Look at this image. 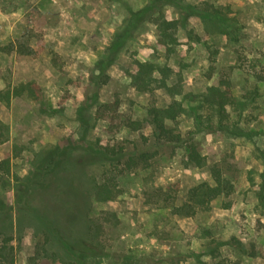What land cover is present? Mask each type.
<instances>
[{
  "label": "rangeland",
  "instance_id": "374dc122",
  "mask_svg": "<svg viewBox=\"0 0 264 264\" xmlns=\"http://www.w3.org/2000/svg\"><path fill=\"white\" fill-rule=\"evenodd\" d=\"M146 1L0 0V93L29 81L39 87L35 98L22 93L11 95L8 104L0 100V133L6 138L0 143V199L10 208L11 220V225L9 220L0 224V248L10 252L13 264H70L57 241L44 243L46 223L36 215L42 209L56 220L67 215L66 185L55 183L62 174L90 201L93 231L85 238L103 252L84 264H264V0H174L154 17L179 23L174 45L160 39L151 18L98 76L96 62L128 10ZM204 2L213 6L216 19L189 16L185 10L186 5L201 9ZM137 62L180 73L179 98L229 87L236 101L227 107L226 122L237 123L244 136L214 128L195 132L192 121L180 117L175 134L182 136V145L192 136L202 160L200 166L188 164L182 147L158 142L143 122L147 108H165L171 99L156 84L151 93L132 86ZM93 94L98 104L116 102L118 112L141 121V127H109L94 116L97 104L81 125L77 110ZM94 143L117 144L130 156L147 158L128 168L95 161L73 175L75 159ZM56 144L70 149L53 173L50 194L38 191L32 213L24 211L17 204L19 180L37 156ZM217 172L229 194L195 209L192 217L175 215L190 189L213 186ZM78 232L74 229L68 239L75 240Z\"/></svg>",
  "mask_w": 264,
  "mask_h": 264
},
{
  "label": "trees",
  "instance_id": "16d2710c",
  "mask_svg": "<svg viewBox=\"0 0 264 264\" xmlns=\"http://www.w3.org/2000/svg\"><path fill=\"white\" fill-rule=\"evenodd\" d=\"M174 0H147L146 3L139 9H129L124 25L121 29L114 33L105 53L96 62V67L100 71L98 76L105 75L106 69L113 63L114 57L118 54L121 47L127 41L132 39L134 33L139 29L143 23L155 17L156 13H160L158 9ZM213 6L207 2L202 4V8L194 5H186L185 10L189 16H198L202 19H216L214 11H211ZM216 11V10H215ZM187 14L183 15L182 22L187 19ZM160 39L167 45H174L176 42L175 32L178 30L179 23L176 20H167L165 18H154ZM136 72L132 75V86L139 92L151 93L156 84L158 88H164L168 93L171 101L165 108L149 107L146 109L145 118L143 122L149 124L152 129V134L158 142L173 143L175 146L179 145L184 151V155L188 164L195 166L201 165V156L199 155L196 145L191 138H188L182 145L183 139L179 133L175 134L177 122L180 117H188L193 124V131L200 132L210 130L212 128L226 134L235 136H244L238 124H228L227 107L235 106V98L233 97L229 87H209L206 92L200 94H182L181 82L182 75L175 73V71L167 66L155 65L149 62H137ZM172 76H174L172 79ZM97 77V76H96ZM39 87L33 82L29 81L25 84L16 86L8 90L6 93H0V100L8 104L9 97L18 96L22 93H27L35 98ZM178 96V98H177ZM95 104L97 108L94 110V116L105 119L109 123V127L127 128L129 130H138L142 122L132 120L129 117L123 116L118 112L116 102L111 103H97V94H93L90 98V103L80 106L77 110V121L85 126V113L91 109ZM214 125V126H213ZM3 127L0 124V129ZM191 132V131H190ZM189 132V134H190ZM0 133V143L6 141L2 138ZM70 147L60 146L56 144L52 150L47 151L42 156H37L33 167L29 174L19 180L17 188L21 189L17 194V204L21 205V209L32 213L31 202L38 191L47 197L54 185L56 177L53 173L60 170L64 160L67 156V151ZM84 154L75 159L76 171L73 175H80L84 166L89 165L95 161H101L108 165H129L137 164L139 161L146 160L147 156L144 153H137V155L130 156V152L125 150L123 146L117 144L107 145L94 143L93 146H88L83 149ZM261 158L264 161V152L261 153ZM137 160L136 162H133ZM5 163V162H4ZM2 163L0 162V169ZM2 170V169H1ZM53 175L52 179L48 175ZM214 185L209 186L207 183H201L190 189L188 200L178 207L174 214L182 217H192L195 209H204L213 200L220 196L228 195L229 188L227 182L222 178L220 172H217L213 177ZM0 183H2L0 177ZM56 184L66 185L63 191V196L68 197L70 202L67 208V215L62 220L52 219L51 212L45 209L38 210L36 214L40 219L46 223L45 241L48 243L49 239L57 241L61 249L65 250L70 264H84L86 258L99 257L102 255V249L85 238L93 231L91 218V203L85 200L84 194H81L78 184L68 182V175L62 174L60 179L57 178ZM106 188V185L97 187L99 193ZM18 189V190H19ZM231 189V188H230ZM48 207V206H45ZM9 209L0 199V224L5 220H11L9 216ZM52 210V209H51ZM78 229V236H74L75 240H69L68 235ZM48 234V239L46 238ZM210 250L212 254L213 251ZM10 252L4 247L0 248V264H13L12 258L9 256ZM201 253L197 254V258ZM10 257V258H9ZM9 259V261H7Z\"/></svg>",
  "mask_w": 264,
  "mask_h": 264
}]
</instances>
